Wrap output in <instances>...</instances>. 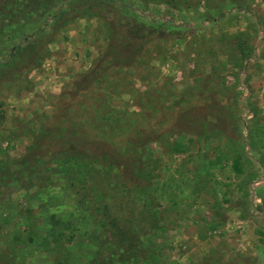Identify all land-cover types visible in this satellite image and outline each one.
<instances>
[{
	"label": "rangeland",
	"instance_id": "rangeland-1",
	"mask_svg": "<svg viewBox=\"0 0 264 264\" xmlns=\"http://www.w3.org/2000/svg\"><path fill=\"white\" fill-rule=\"evenodd\" d=\"M0 264H264V0H0Z\"/></svg>",
	"mask_w": 264,
	"mask_h": 264
},
{
	"label": "trees",
	"instance_id": "trees-1",
	"mask_svg": "<svg viewBox=\"0 0 264 264\" xmlns=\"http://www.w3.org/2000/svg\"><path fill=\"white\" fill-rule=\"evenodd\" d=\"M57 162L59 163L60 168L66 174V178L67 181H69V185L73 186L74 188L75 186L77 188L79 187L77 192L78 194H80L79 192L82 191V197L77 200V206H78L76 208L77 210L81 208V210L83 211L89 208L91 213L97 216L98 215L101 216L102 213H104V211H107L108 214L110 215L109 208L115 210V212L118 211H121L123 213L131 212L129 208H132L134 206L133 194L131 195L132 197L129 196L128 198L127 196L129 202L125 204L123 199L125 198V195H128L125 184L122 183L121 185H116L113 183L114 180L111 177L109 179L110 181L109 184L111 185V193L107 197V193L104 194V192L101 191L102 188L105 189V186H107V179H108L107 174L105 173V171L99 169L96 165H94V163L91 162L90 158L88 159L87 156L81 153L71 152L67 155H64L63 157H60ZM88 182H92V183L89 184ZM97 182L99 183L100 187L103 186L101 189L100 187L99 188L97 187ZM135 212H136V208L135 210H133L134 214ZM154 218H155L154 214L150 212L149 217L145 221H148V225L154 227V225L156 226V222ZM120 219L122 221V218L117 219L116 217L111 218L110 220L112 232H113L112 238L116 239L117 241L113 242L112 239L108 241V245L110 248L109 256H111V258H116L117 256L119 257L120 255L116 254L117 250L115 248L123 243V245L125 246V254H123L124 257L126 261L128 260L132 261L138 258L137 255L139 253V246H137V243H135L134 250L132 251L131 249L132 246L129 244L128 247L127 246L128 242L123 241L125 240L123 238L125 237V235L122 233L123 232L122 229L117 228L116 231H113V228H115L118 225V220ZM133 219L136 220L134 216ZM100 220L101 219H98V223L96 225H98L99 228L102 227L101 230L103 231L104 222L102 221L100 222ZM134 220H132V223L134 222ZM139 227H140L139 232L138 230L135 232V234H137L138 236L141 235L140 230L142 231V227L141 226ZM135 229L136 227H133V230ZM123 261L125 262L124 259Z\"/></svg>",
	"mask_w": 264,
	"mask_h": 264
}]
</instances>
